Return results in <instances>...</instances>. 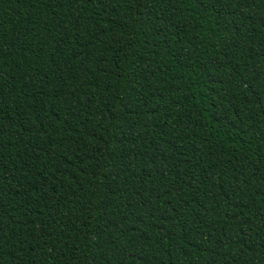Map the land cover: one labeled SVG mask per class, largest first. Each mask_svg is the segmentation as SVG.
Wrapping results in <instances>:
<instances>
[{"label": "trees", "instance_id": "trees-1", "mask_svg": "<svg viewBox=\"0 0 264 264\" xmlns=\"http://www.w3.org/2000/svg\"><path fill=\"white\" fill-rule=\"evenodd\" d=\"M0 264H264V0H0Z\"/></svg>", "mask_w": 264, "mask_h": 264}]
</instances>
